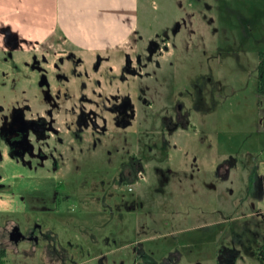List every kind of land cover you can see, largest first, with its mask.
<instances>
[{"label":"flooded vegetation","instance_id":"flooded-vegetation-1","mask_svg":"<svg viewBox=\"0 0 264 264\" xmlns=\"http://www.w3.org/2000/svg\"><path fill=\"white\" fill-rule=\"evenodd\" d=\"M222 2L224 9L229 11L228 0ZM205 6L207 10H211L209 3L205 2ZM221 9L219 7V11ZM194 14L197 12L183 13L184 16L176 19L169 29H163L162 33H156L154 38L147 39L141 48L133 38L124 47L104 55L96 53L89 59L66 47L32 48L15 33H9V28L0 25V88L3 96L10 100L7 105H0V153L4 150L31 174L42 175L47 179H61L62 182L70 176L86 174L87 171V175H90L89 170L93 164L98 168L93 167L94 174L104 176L108 182L102 181V189L92 191L89 195L95 196L102 192L101 206L105 213L110 212L108 209L117 202V196L122 199L126 195V192H122L126 186L127 191H132V185L137 186L141 182L156 180L155 178L161 180V183H169L170 178L164 177L167 169L164 166L165 170L162 172L161 166L177 159L180 153L185 152L184 159L191 157L195 130L193 114L208 117L215 112L221 103V97L228 90L225 83L217 81L215 84L207 76L198 80L199 77L191 74L182 75L186 69L193 68V64L190 65L185 60L172 59L168 66L160 60L168 53L170 38L178 37V43H174L177 48H189L188 42L195 34ZM235 14L236 20L244 23L243 16L239 12ZM203 18L207 22L210 20L207 14H203ZM249 23L251 33L255 25V29L259 31L258 18L253 17ZM239 30L237 24L234 31ZM223 32V40L229 43L227 29H223ZM232 35V45L215 46L214 52L219 53V56L224 55L236 43L239 45L236 52L249 49L245 41L236 42L237 37L233 32ZM255 42L257 43V39ZM17 44L18 47L13 49ZM243 56L246 57L244 54ZM260 57L261 55L259 60ZM176 65L185 68L178 69L177 74L173 70ZM167 71L170 72V77H167ZM258 75L262 92L264 85L260 81L259 69ZM200 85L206 88L203 89ZM152 108L155 115L150 120L148 111ZM238 167L236 158L231 156L217 164L213 183L218 179L216 185L219 186L230 181L236 173L233 169ZM168 174L175 175V172L170 169ZM64 188L72 196L65 186ZM55 194L57 196L58 188ZM79 195V212H84L86 206L97 208L96 201L99 199L86 202L82 198L83 193L79 192ZM135 198H141L140 193ZM20 199L24 200L25 197ZM57 200L59 199L54 202ZM60 207L58 205L57 209L60 210ZM133 207L131 204L128 209ZM241 214L244 220L255 214L259 216L261 212L253 214L245 207ZM177 217L174 214L171 222L176 224ZM227 219L230 217L227 216ZM237 220L239 221V216ZM233 227H230V233L228 229L223 230L224 227L219 226V223L210 226L207 224L206 228L199 229H217L213 234L214 243L209 241L207 232L204 237L205 243L210 244H206L208 249L211 244H216L215 264H250L243 262V258L247 257L254 258L253 264H264V238L257 235L256 229H249L255 231H250L247 236L246 227L237 226L238 231ZM26 231L28 232L23 233L15 223H8L3 234L7 240L20 246L28 242L26 245L30 251L27 253L25 248L22 250L23 255L33 257L40 250L43 255L40 260L46 259L48 264H65L68 253L59 242L58 234H52L49 228L44 230L38 224L34 229ZM228 236L230 241L227 240ZM261 238L263 242L260 241ZM189 242L193 250V239ZM144 246L141 241L135 243L134 264H178L180 261L181 253L177 248L165 257L158 254L161 260L158 263L149 257L145 252L148 249ZM189 258L193 264V256ZM104 259L103 255L97 256L94 258L95 264H104Z\"/></svg>","mask_w":264,"mask_h":264},{"label":"rangeland","instance_id":"rangeland-1","mask_svg":"<svg viewBox=\"0 0 264 264\" xmlns=\"http://www.w3.org/2000/svg\"><path fill=\"white\" fill-rule=\"evenodd\" d=\"M135 1V24L138 29L134 38L139 48L147 39L154 38L156 33L169 29L176 19L184 16L183 13L197 12L193 15L195 34L191 36V42H188L189 48H177L174 43H178V37L170 38L168 53L160 60L166 66L172 59L185 60L190 65L193 64V68L186 69L182 75L191 74L199 77L198 80L207 76L215 84L217 81L225 83L227 92L221 97V103L215 112L208 117L193 114L195 130L193 153H189L191 157L184 159L185 152L180 153L177 159L161 166L162 172L166 167L164 177L170 178V182L164 184L155 178L157 181L149 180L137 186L132 185V191H127L128 187H124L122 192H126V195L122 199L117 196V202L108 209L109 213L102 211V192L95 196L89 195L92 191L102 189V181L108 182L104 176L94 174L93 167L96 166L93 164L89 170L90 175H87V171L86 174L70 176L62 182L61 179H47L42 175L31 174L2 150L0 264H48L46 259H39L43 256L40 250L37 251L38 256L23 255L22 250L25 248L27 253L30 251L28 242L18 247L6 239L3 231L8 223H15L23 233L34 229L38 224L42 229L49 228L52 234H58L59 242L68 253L65 264H95L94 258L100 255L105 257L104 264H134V247L137 241L144 243V247L148 249L145 252L158 263L161 261L158 254L165 257L177 248L181 253L178 264H192L189 260L191 256L193 264H215L216 244H211L208 249L210 244L205 243L204 237L207 232L209 241L214 243L213 234L217 229L199 230L206 228L207 224L210 226L219 223L229 233L232 230L230 227L234 226L235 231L239 230L237 226L246 227L247 236L250 231H255L249 229H256L257 235L264 238V89L261 92L257 64L259 55L264 53V31H258L255 25L251 33L249 23L250 19L256 17L260 20L258 27H263L264 0H228L229 11L224 9L222 0ZM205 2L211 5V10H207ZM219 7L222 8L220 11ZM236 12L243 16L244 23L236 20ZM203 14H207L210 19L208 22ZM237 24L240 30L234 31ZM223 29H227L229 43L223 40ZM232 32L237 37L236 42L245 41L249 47L244 53L246 57L243 52H236L238 43L230 46L233 52L230 49V52L221 56L214 52L215 46L232 45ZM93 55L87 54L85 57L92 58L90 56ZM184 68L185 66L176 65L173 70L179 74L178 69ZM167 77H170L168 71ZM205 88L206 86L203 87ZM1 90L2 88L0 105H7L10 100L3 96ZM148 113L151 120L155 115L154 108L149 109ZM230 156L236 158L239 167L233 169L236 173L230 181L217 186L218 179L213 183L216 166ZM168 169L173 170L175 175L168 174ZM174 177L181 178L175 180ZM64 186L72 196L67 194ZM57 188L58 194L55 196ZM79 192L83 193L82 198L86 202L99 199L100 201H96L97 208L86 206L84 212H79ZM138 193L141 198L136 200ZM21 197H25V202ZM56 199L61 200V203L59 200L54 202ZM131 204L134 207L128 209ZM58 205H61L60 210L57 209ZM241 206L247 207L253 214L261 212L260 217L255 214L243 220L241 211L245 207ZM174 214L178 215L176 224L171 222ZM192 239L193 250L189 242ZM225 240L224 235L223 241ZM227 240L230 241L229 236ZM252 260L253 257L243 258L244 263L253 264Z\"/></svg>","mask_w":264,"mask_h":264},{"label":"crops","instance_id":"crops-1","mask_svg":"<svg viewBox=\"0 0 264 264\" xmlns=\"http://www.w3.org/2000/svg\"><path fill=\"white\" fill-rule=\"evenodd\" d=\"M135 7V0H0V25L32 48L66 47L87 59L131 43Z\"/></svg>","mask_w":264,"mask_h":264},{"label":"trees","instance_id":"trees-1","mask_svg":"<svg viewBox=\"0 0 264 264\" xmlns=\"http://www.w3.org/2000/svg\"><path fill=\"white\" fill-rule=\"evenodd\" d=\"M258 69L260 73V81L262 86L264 85V53H261L260 60L258 62Z\"/></svg>","mask_w":264,"mask_h":264},{"label":"water","instance_id":"water-1","mask_svg":"<svg viewBox=\"0 0 264 264\" xmlns=\"http://www.w3.org/2000/svg\"><path fill=\"white\" fill-rule=\"evenodd\" d=\"M8 29V28H7ZM8 31H9V33H12L13 35H15L13 32H11V30L10 29H8ZM7 31V32H8ZM7 36H9V34L7 33ZM16 42H18V44H19V39H18V37L16 36ZM18 44L17 45H15V46H13L12 48L13 49H16L17 47H18Z\"/></svg>","mask_w":264,"mask_h":264}]
</instances>
